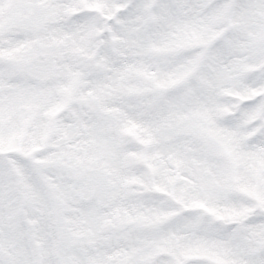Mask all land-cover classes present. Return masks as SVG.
<instances>
[{
  "label": "snow or ice",
  "instance_id": "6c2138e0",
  "mask_svg": "<svg viewBox=\"0 0 264 264\" xmlns=\"http://www.w3.org/2000/svg\"><path fill=\"white\" fill-rule=\"evenodd\" d=\"M0 264H264V0H0Z\"/></svg>",
  "mask_w": 264,
  "mask_h": 264
}]
</instances>
